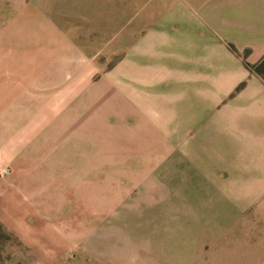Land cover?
<instances>
[{
    "label": "crops",
    "instance_id": "obj_1",
    "mask_svg": "<svg viewBox=\"0 0 264 264\" xmlns=\"http://www.w3.org/2000/svg\"><path fill=\"white\" fill-rule=\"evenodd\" d=\"M43 2V58L0 67L1 222L67 203L102 264H264V0Z\"/></svg>",
    "mask_w": 264,
    "mask_h": 264
},
{
    "label": "rangeland",
    "instance_id": "obj_2",
    "mask_svg": "<svg viewBox=\"0 0 264 264\" xmlns=\"http://www.w3.org/2000/svg\"><path fill=\"white\" fill-rule=\"evenodd\" d=\"M43 1L0 0V67L9 64L36 66L39 58H43L44 42L53 40L55 36L54 27L46 20L48 18L44 14L42 16L38 14V11L40 13L43 11ZM26 5L36 9L35 16L30 22L23 20L26 19ZM53 16L55 15L53 14ZM48 17L52 21V15ZM58 27L61 28L60 25ZM67 27L65 26L68 31ZM6 36L8 40L14 41L13 45L8 43V48L4 47L7 45L6 42L3 45V39ZM6 54H9L10 59L5 58ZM106 59L104 58V62ZM31 147L33 145L30 144ZM5 168L10 169L11 173L5 178H1L0 182L14 174L15 170L10 167H0V169ZM20 171L17 173L21 174ZM20 177L19 175L18 181L22 183ZM25 187L26 185H21L22 189ZM27 188L32 189L30 193L45 192L47 189L43 183L29 185ZM9 203H11L10 205L14 204L12 206L14 213L8 208ZM34 203L38 205V208ZM41 204H45V202H22L19 199L6 202L8 207H4V209L7 211L9 209L14 216L6 218V221L10 222L9 228L1 220L0 224L12 240L6 244L0 242V264H102L99 256L101 254L100 226L94 227L95 231L98 229V232L94 234L95 238L89 242L90 245L87 247L84 237L85 226L79 227L77 233L71 228V224L75 223V220L68 218L69 206L67 203H63L61 206L59 216H54L53 211L42 209ZM34 213L36 216H33ZM77 219L81 220L82 218L77 217Z\"/></svg>",
    "mask_w": 264,
    "mask_h": 264
},
{
    "label": "trees",
    "instance_id": "obj_3",
    "mask_svg": "<svg viewBox=\"0 0 264 264\" xmlns=\"http://www.w3.org/2000/svg\"><path fill=\"white\" fill-rule=\"evenodd\" d=\"M263 66H264V62L255 68V72L257 75H259L261 78L264 79V67ZM11 240H12L11 236H9L7 231L0 224V242L3 244H6V242H9Z\"/></svg>",
    "mask_w": 264,
    "mask_h": 264
},
{
    "label": "built area",
    "instance_id": "obj_4",
    "mask_svg": "<svg viewBox=\"0 0 264 264\" xmlns=\"http://www.w3.org/2000/svg\"><path fill=\"white\" fill-rule=\"evenodd\" d=\"M10 173H11V170L8 168L0 169V179L7 177L8 175H10Z\"/></svg>",
    "mask_w": 264,
    "mask_h": 264
}]
</instances>
